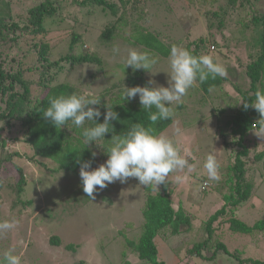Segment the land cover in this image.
Wrapping results in <instances>:
<instances>
[{"label": "rangeland", "instance_id": "obj_1", "mask_svg": "<svg viewBox=\"0 0 264 264\" xmlns=\"http://www.w3.org/2000/svg\"><path fill=\"white\" fill-rule=\"evenodd\" d=\"M11 1L14 9L25 10L38 0ZM241 2L243 6H239ZM76 9L78 13L75 17L61 15L59 18L58 15L51 19L45 39L49 40L53 53L58 55L77 34L80 39L74 45L75 53L95 52L106 62V66L96 75V67L88 66L91 64L78 68L76 73L67 69L56 74L53 82L71 83L77 94L98 96L133 71L131 67H124L129 49H146L134 47L122 39L112 44L102 41V30L115 18L93 3ZM66 10L74 11L70 6ZM125 10L127 27L121 28L120 33L128 39L136 25L157 34L168 47L174 44L186 47L191 42L202 40L200 53L213 56L227 70L226 81L208 93L201 91L197 85L190 88L182 102L174 105L173 122L163 131L173 136L192 165L191 171L185 169L171 173L167 182L173 207L176 209L179 203L183 205L190 216L191 227L174 236L169 229H163L156 238L158 258L165 264H202L200 257L188 255V249L206 238L205 222L222 204L218 182L207 180L203 164L206 156L216 151L222 170L238 150L230 142L225 146L219 132L230 130L226 121L240 105V92L249 89L245 65L254 51L251 19L253 13L264 14V0H235L234 6L229 0H128ZM214 12L222 17L214 16ZM220 20H223L221 24ZM245 24L250 27L246 28ZM114 46L119 47L118 54H113ZM153 54L159 57L158 63L148 70L138 71H144L147 82L151 80L156 85L167 87L171 72L169 56ZM52 73L54 69L49 71L50 76ZM2 127L0 221L15 220L17 223L13 229L0 233V255L14 248L15 253L21 255L22 264H144L126 244V238H138L143 223L141 208L148 192L137 178L109 184L95 193L93 201L83 192L80 171L58 170V165L49 158H39L41 164L29 161L32 150L24 140V132L15 126L9 130L5 124ZM177 127L179 134H175ZM256 130L250 131L245 138L252 169L246 176L254 180L255 187L251 198L237 212V216L247 224L264 218V176L261 177L264 174V156L258 162L252 158L254 154L264 152V137L258 136ZM70 134L74 135V131L68 130L67 135ZM232 139L228 135L227 141ZM97 144L92 150L99 158L92 168L108 159L106 146L101 141ZM14 152L19 155L15 156ZM6 156L11 158L9 162H4ZM18 167L26 178L20 193L14 188L19 178ZM176 176L183 179L177 182ZM205 182L207 186L202 188ZM151 186V194L162 193L161 184L158 188ZM214 226L217 227L218 241L229 250L239 249L242 257L264 260V233L244 235L229 231L226 224ZM51 237L57 238L59 245L51 243ZM68 245L72 247L68 248ZM220 256L215 264H236L232 258ZM203 264L213 262L209 260Z\"/></svg>", "mask_w": 264, "mask_h": 264}, {"label": "trees", "instance_id": "obj_2", "mask_svg": "<svg viewBox=\"0 0 264 264\" xmlns=\"http://www.w3.org/2000/svg\"><path fill=\"white\" fill-rule=\"evenodd\" d=\"M229 1L232 6L235 5V0ZM92 3L115 18L102 30L100 34L102 41L112 44L122 39L134 47H144L147 51L164 57L169 56L171 47L166 46L152 31L140 29L134 25L133 34L129 39L128 36L120 33L121 28L127 27V20L124 16L128 0H38L28 5L25 10L14 9L15 5L11 0L0 1V131L4 130L3 124L7 130L15 126L23 131L24 140L32 150L28 159L35 164H41L39 158H49L58 165V170L76 172L80 171L78 160L80 162L91 160V167H94L98 161L99 157L95 155L93 158L92 155V149L96 143L92 142L86 146L82 137L83 127L93 126L94 121H86L81 128H77L69 121L67 125L58 129L42 115L52 97L77 93L71 83L53 82L56 74L67 69L69 72L76 73L78 68L91 64L88 66L96 67L94 69L96 75L101 73L106 66V62L95 52L75 53L74 45L80 39L77 34L69 41L66 49L58 55L53 53L49 40L45 39L49 32L48 26L51 19L58 15L59 18L61 15H64L62 17H75L78 13L77 7L82 8ZM243 5V2L239 4V6ZM69 6L74 11H67L66 8ZM14 12L22 15L14 14ZM213 15L218 18L222 17H219L218 12H214ZM222 22L223 20H220V24ZM251 23L253 24L251 30L254 35L252 39L254 51L248 56L250 61L245 65V72L249 78V89L240 92L241 100L249 101V103L255 100L258 88L264 89V14L253 13ZM244 26L250 27L248 24ZM201 42L202 40L191 42L186 48L194 55H201ZM237 60L241 63L239 57ZM51 69H54V73L50 76ZM225 81L226 77L209 78L202 84L197 81L196 85L201 91L208 93L210 89L220 87ZM146 84L148 82L144 78V71L133 70L98 95L101 97V104L96 107H99L101 116L97 119V123L103 122V114L107 110L106 105L112 106L119 116L118 120L110 122L113 130L107 133L104 139L97 141H101L106 146V151L116 135L125 134L135 123H142L146 126L151 124L150 113L142 109L139 96L137 95L132 100H124L122 95L125 86H145ZM258 118H261L260 114L254 107L249 106L245 110L243 104L240 103L235 114L226 121L230 130L219 132V137L225 146L231 143L236 145L238 150L226 167L221 170V180L218 182L217 189L221 195L222 204L209 215L205 222L206 238L192 244L188 249V255L200 257L203 260L202 264L209 260L215 264L216 259L221 257L220 255L232 258L236 264H264V260L242 257V251L239 249L229 250L223 242L218 241L217 227L214 226L215 224L219 226L226 224L229 231L244 235L264 233V218L247 224L237 216L238 208L251 198L255 187L254 180L246 176V173L252 169L248 160L249 149L245 144V138L250 131L258 129L260 124ZM172 122L173 119L158 120L151 126L157 132H163ZM68 130L74 131V135L68 136ZM228 135L233 139L227 141ZM3 143L2 140L1 145ZM14 153L15 156L19 155L18 152ZM105 155H108L107 152ZM263 156L264 152L260 151L252 158L258 162L263 159ZM10 159L6 156L4 162H9ZM262 165H264V159ZM17 171L19 178L14 188L20 193L26 183V178L20 167ZM263 176L262 173L261 177ZM161 187L162 193L155 194L149 192L152 186L145 188L148 193L141 208L143 223L140 235L136 240L126 238L130 252L144 264H165L158 258L156 243V238L163 229H169L171 236H174L188 231L191 227L190 216L185 212L183 205L179 203L176 209L173 207L168 183L161 184ZM50 242L59 245L55 237H51Z\"/></svg>", "mask_w": 264, "mask_h": 264}, {"label": "clouds", "instance_id": "obj_3", "mask_svg": "<svg viewBox=\"0 0 264 264\" xmlns=\"http://www.w3.org/2000/svg\"><path fill=\"white\" fill-rule=\"evenodd\" d=\"M113 54H118L120 49L114 46ZM155 53V52H154ZM164 57V56H163ZM159 57L150 51H138L131 48L125 59L124 67H131L134 71L148 70L158 63ZM171 72L168 86L156 85L149 81L145 86H134L123 89V99L132 100L139 96L143 110L149 111L151 124L146 126L135 123L125 134L116 135L111 146L107 149L108 159L98 167L92 168L91 160L80 162V178L83 192L87 197L95 200V193L106 188L109 184L119 181L125 183L128 178L135 177L139 184L145 187L166 184L169 175L173 172L187 169L191 171L192 165L186 154L173 136L157 132L152 127L158 120H169L175 116L174 105L182 102L188 90L196 86L197 81L204 83L209 78L226 77L227 70L214 57L209 54L194 55L191 50L183 45H172L169 53ZM211 91V89H210ZM243 108L254 107L260 114V124L256 134L264 137V89L258 88L255 100L250 102L241 100ZM101 97L86 94L72 93L52 97L49 106L42 115L56 128H62L69 121L77 128L85 125L86 121H94V125L83 127V142L87 146L92 142L104 139L112 131L111 121L118 120L119 116L113 107L106 105L103 122L97 123L101 116L99 107ZM155 109V111H152ZM180 129H175L179 134ZM114 135V134H113ZM113 137V136H112ZM98 145V144H97ZM100 146V145H99ZM93 158L96 153H92ZM203 167L208 181L221 180V164L218 153L213 151L206 156ZM179 182L181 176L175 177ZM207 182L201 185L206 187ZM15 220L0 221V233L11 230L16 226ZM0 264H22V257L10 248L0 255Z\"/></svg>", "mask_w": 264, "mask_h": 264}, {"label": "built area", "instance_id": "obj_4", "mask_svg": "<svg viewBox=\"0 0 264 264\" xmlns=\"http://www.w3.org/2000/svg\"><path fill=\"white\" fill-rule=\"evenodd\" d=\"M212 48H213V46H212Z\"/></svg>", "mask_w": 264, "mask_h": 264}]
</instances>
